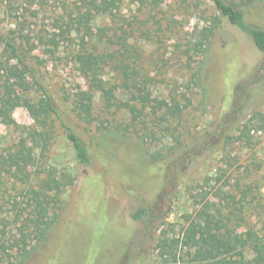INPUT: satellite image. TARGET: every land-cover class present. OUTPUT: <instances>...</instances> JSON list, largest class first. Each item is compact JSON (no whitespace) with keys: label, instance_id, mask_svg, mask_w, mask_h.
<instances>
[{"label":"rangeland","instance_id":"rangeland-1","mask_svg":"<svg viewBox=\"0 0 264 264\" xmlns=\"http://www.w3.org/2000/svg\"><path fill=\"white\" fill-rule=\"evenodd\" d=\"M234 1L249 25L264 29V0ZM0 31L23 50L32 70L16 74V59L0 41V97L21 93L19 83L32 85L34 76L57 109L47 126L23 106L0 114V152L36 129L41 144L32 172L53 168L75 177L46 240L19 264H163L157 255L161 229L178 236L188 220L219 205L218 187L236 199L247 190L249 202L236 204L242 218L233 227L241 233L254 228L264 239V132L239 130L252 110L264 111V52L220 17L212 0H0ZM112 33L134 47L151 99L187 104L179 115L154 110L151 100L133 120L125 110L106 108L98 92L91 120L78 117L75 94L88 85L74 61L80 38L104 40ZM103 77L109 86L121 74L106 67ZM25 94L40 96L34 87ZM115 94L130 97L121 88ZM62 122L85 142L89 163L77 160ZM22 189L0 173V236L6 240L18 233L15 205L24 201ZM141 205H153L160 215L149 228L132 217Z\"/></svg>","mask_w":264,"mask_h":264},{"label":"trees","instance_id":"trees-1","mask_svg":"<svg viewBox=\"0 0 264 264\" xmlns=\"http://www.w3.org/2000/svg\"><path fill=\"white\" fill-rule=\"evenodd\" d=\"M212 1L220 17H225L231 24L247 33L257 48L264 52L263 28L249 25L244 18L243 9L234 0ZM90 5L96 10L106 9L105 5L95 1H90ZM219 20L220 18L216 17L212 25L205 28L203 34L205 40L208 39ZM80 24H84L88 30L87 23L80 22ZM12 40V38L6 39L0 31V41L5 42L9 57L16 59L14 72L16 74L31 73L26 54ZM55 43L58 44V42ZM80 44V49L74 55V61L88 85L87 88L80 89L75 94L78 117L85 121L91 120L94 97L98 92L101 93L106 108L125 110L131 114L133 120L141 115L147 102L151 100L154 101L151 105L154 110L165 108L164 114L168 116L179 115L187 106L186 103L181 106L174 97L169 101L163 98L151 99L149 91L145 89V79L141 78L135 65V49L126 38L115 33L106 36L104 40L91 37L85 40V36H81ZM200 46L201 51L204 50L203 42ZM106 67L119 69L121 78L118 84L112 83L106 86L108 83L103 77ZM33 78L32 85L26 82L19 83L23 89L21 93L0 97V114L5 116L16 106H23L37 123L47 126L52 121L51 116L57 114V109L53 98L47 93L42 83L34 76ZM33 87L40 92L38 98L25 94ZM116 88L129 93L130 97L127 100L118 99L115 94ZM62 126L67 139L73 146L77 160L80 163H89L91 156L85 142L71 126L64 122ZM251 129L264 132V111L252 110L246 121L239 127L241 133ZM39 137L40 133L36 129L29 130L25 136L19 137L12 147L0 152V173L19 182L23 186L21 194L24 197L22 205L18 203L15 205V220L19 221L18 233L14 234L11 240L0 236V264L21 263L32 250L46 240L57 220L62 202L61 195L75 180L72 173L58 172L53 168L46 170L35 168V172H32L31 168L36 165L35 149L41 144ZM183 157V154L178 158L175 157L171 161L172 166H175ZM246 194L247 190H244L241 199H236L234 193L218 187L215 196L218 198L219 205L205 215L199 214L188 220L178 236H170L164 228L161 229V244L158 246L157 255L163 264H264V260L254 263L247 257L249 253L264 256L263 237L254 228L249 227L241 233L233 227L234 222L238 220L236 218H242L238 212L240 207L236 204L241 202V206H244V203L249 202ZM132 217L149 228L160 215L153 205H141L135 209Z\"/></svg>","mask_w":264,"mask_h":264}]
</instances>
